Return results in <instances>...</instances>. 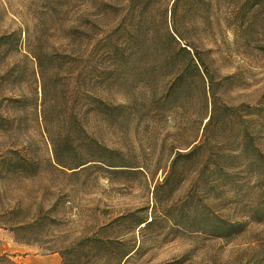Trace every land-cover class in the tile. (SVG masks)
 <instances>
[{
  "label": "rangeland",
  "instance_id": "1",
  "mask_svg": "<svg viewBox=\"0 0 264 264\" xmlns=\"http://www.w3.org/2000/svg\"><path fill=\"white\" fill-rule=\"evenodd\" d=\"M82 249L264 264V0H0V264Z\"/></svg>",
  "mask_w": 264,
  "mask_h": 264
},
{
  "label": "trees",
  "instance_id": "2",
  "mask_svg": "<svg viewBox=\"0 0 264 264\" xmlns=\"http://www.w3.org/2000/svg\"><path fill=\"white\" fill-rule=\"evenodd\" d=\"M7 101L9 103L10 107H8V109L5 113V114H7V118L5 120L8 123L9 131L12 133L22 132V127H23V123H24V120H23L24 111H23V109H21V107H19L21 101L16 99V98H8ZM16 124H18L17 127H16ZM50 140H51V145L53 147V153H54L53 161H54V163L61 165V163L58 161V159L55 158V141L52 139H50ZM61 166H63V165H61ZM78 258L81 261H84L83 264H91L93 262L92 250L82 249L79 252ZM69 261H70V259L65 257L63 260V264H68Z\"/></svg>",
  "mask_w": 264,
  "mask_h": 264
},
{
  "label": "crops",
  "instance_id": "3",
  "mask_svg": "<svg viewBox=\"0 0 264 264\" xmlns=\"http://www.w3.org/2000/svg\"><path fill=\"white\" fill-rule=\"evenodd\" d=\"M23 264H60L61 258L58 254L47 257L26 256L22 260Z\"/></svg>",
  "mask_w": 264,
  "mask_h": 264
}]
</instances>
